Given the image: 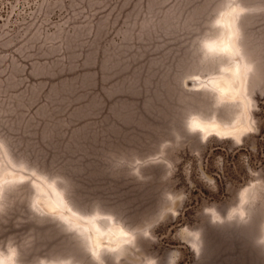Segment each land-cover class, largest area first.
<instances>
[{
	"label": "rangeland",
	"instance_id": "obj_1",
	"mask_svg": "<svg viewBox=\"0 0 264 264\" xmlns=\"http://www.w3.org/2000/svg\"><path fill=\"white\" fill-rule=\"evenodd\" d=\"M0 264H264V0H0Z\"/></svg>",
	"mask_w": 264,
	"mask_h": 264
},
{
	"label": "bare ground",
	"instance_id": "obj_2",
	"mask_svg": "<svg viewBox=\"0 0 264 264\" xmlns=\"http://www.w3.org/2000/svg\"><path fill=\"white\" fill-rule=\"evenodd\" d=\"M228 16L227 17L224 16L225 18L222 20V23L224 27L228 29V32L225 33L224 37H222L221 39H219L218 41L214 43V47L219 48V50L224 53L225 52L234 53L235 46L233 45L231 41L233 25H232L231 19ZM239 77H240L239 70L236 67L230 66L226 68V70L223 72L221 76L213 80L212 82L214 85L213 87H216L218 92H220L222 95L226 97H231V99L240 98L241 95H240L239 88L236 87V85L234 84L235 79ZM190 124L195 130L201 132L202 134L208 137L216 136V137L225 138V137H229L232 135H237L240 130V128L237 126L225 127L216 121H202L198 118H194ZM42 205L46 207L45 209H49L50 211L59 212L61 210L60 207L50 198L44 199L42 201ZM129 237H130V234L127 231H125L121 227H117V228L111 229V236H106L105 238H103L100 234L94 232L93 237H92V244L94 245L95 249H99V250L104 248L105 247L104 245L106 243L107 244L112 243L114 247H119V246L129 243L130 242L128 241ZM134 243L136 242L135 241L131 242V245ZM135 247L140 248L142 246L139 245Z\"/></svg>",
	"mask_w": 264,
	"mask_h": 264
}]
</instances>
